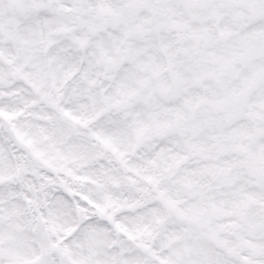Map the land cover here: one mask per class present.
I'll use <instances>...</instances> for the list:
<instances>
[{
	"label": "snow or ice",
	"instance_id": "1",
	"mask_svg": "<svg viewBox=\"0 0 264 264\" xmlns=\"http://www.w3.org/2000/svg\"><path fill=\"white\" fill-rule=\"evenodd\" d=\"M0 264H264V0H0Z\"/></svg>",
	"mask_w": 264,
	"mask_h": 264
}]
</instances>
